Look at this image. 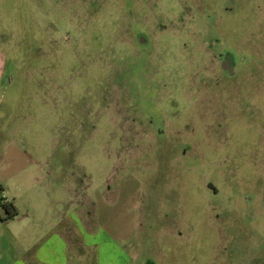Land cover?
I'll return each mask as SVG.
<instances>
[{"label":"rangeland","instance_id":"obj_1","mask_svg":"<svg viewBox=\"0 0 264 264\" xmlns=\"http://www.w3.org/2000/svg\"><path fill=\"white\" fill-rule=\"evenodd\" d=\"M0 70V264L77 201L131 264H264V0H0Z\"/></svg>","mask_w":264,"mask_h":264},{"label":"crops","instance_id":"obj_2","mask_svg":"<svg viewBox=\"0 0 264 264\" xmlns=\"http://www.w3.org/2000/svg\"><path fill=\"white\" fill-rule=\"evenodd\" d=\"M5 75L4 71L1 72L0 70V91L5 84ZM13 148H16L15 144ZM80 203L81 201H77L68 213L60 214L58 212V219L50 227L54 230L52 231L54 234L50 238H46L42 244L34 247L29 243L24 245L19 243L16 247H9V252H7V255H3L2 258L4 260L9 258L10 260L7 262L9 264H83L85 258L88 259L89 264H94L98 263L97 260L100 259V248L108 243L111 249L110 252L118 259L121 258V264H131L128 246L122 244L117 237L108 235L109 239L105 243L84 239L81 231L95 233L96 235L100 227L97 224L95 209H91V203L93 202L91 201L89 208L85 210L80 209ZM119 233L122 241L129 237L125 235L126 233H123V230ZM71 247L74 248L73 253L69 251ZM18 248L20 252L17 251ZM33 248L35 250H32ZM123 259H125L124 262Z\"/></svg>","mask_w":264,"mask_h":264},{"label":"flooded vegetation","instance_id":"obj_3","mask_svg":"<svg viewBox=\"0 0 264 264\" xmlns=\"http://www.w3.org/2000/svg\"><path fill=\"white\" fill-rule=\"evenodd\" d=\"M207 50L211 51L213 53V55H215L217 57V59L219 61V65L221 67V71H222L221 73L222 74H223V72L234 73L235 63H234L233 58L231 57V55L229 53L225 52L222 54L220 52H215L209 46H208ZM5 76H6V80H7L9 78V74H6ZM222 81H217L216 83H220Z\"/></svg>","mask_w":264,"mask_h":264},{"label":"trees","instance_id":"obj_4","mask_svg":"<svg viewBox=\"0 0 264 264\" xmlns=\"http://www.w3.org/2000/svg\"><path fill=\"white\" fill-rule=\"evenodd\" d=\"M0 203L2 204V207L4 208V210L6 211L7 218L14 217L17 214V209L15 208L13 203L2 201L1 197H0Z\"/></svg>","mask_w":264,"mask_h":264}]
</instances>
